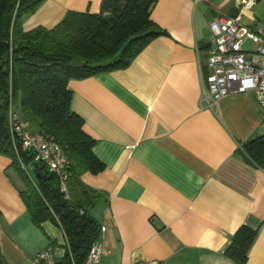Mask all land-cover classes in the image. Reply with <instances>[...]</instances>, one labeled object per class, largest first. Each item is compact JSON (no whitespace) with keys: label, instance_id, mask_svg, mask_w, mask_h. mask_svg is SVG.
<instances>
[{"label":"crops","instance_id":"crops-1","mask_svg":"<svg viewBox=\"0 0 264 264\" xmlns=\"http://www.w3.org/2000/svg\"><path fill=\"white\" fill-rule=\"evenodd\" d=\"M102 1L44 0L22 29H51L67 12L96 14ZM219 14L251 25L264 20V0H158L150 19L165 35L128 67L68 84L70 108L104 165L81 178L101 195L90 214L105 228L102 264H235L224 251L242 225L258 229L246 264H264V170L238 150L264 135V113L250 94L200 102L208 26ZM11 163L0 155V257L32 264L50 245L62 259V231L32 223Z\"/></svg>","mask_w":264,"mask_h":264},{"label":"trees","instance_id":"trees-1","mask_svg":"<svg viewBox=\"0 0 264 264\" xmlns=\"http://www.w3.org/2000/svg\"><path fill=\"white\" fill-rule=\"evenodd\" d=\"M43 1L0 0V155L12 161L10 167L19 182L14 185L32 223L41 228L50 222L62 231L65 253L57 264H85L92 243L100 237L101 225L90 209L101 195L81 178L103 172L104 165L93 154L95 141L83 131L82 119L70 108L68 84L128 67L151 40L165 32L150 19L158 0H103L96 14L67 12L51 29L24 31L23 18ZM73 61L81 66H71ZM14 114L27 131L44 135L63 150L66 195L58 177L12 138ZM238 150L264 170V135ZM257 232L240 226L224 256L235 264H246Z\"/></svg>","mask_w":264,"mask_h":264},{"label":"built area","instance_id":"built-area-1","mask_svg":"<svg viewBox=\"0 0 264 264\" xmlns=\"http://www.w3.org/2000/svg\"><path fill=\"white\" fill-rule=\"evenodd\" d=\"M251 6L254 0H240ZM210 40L206 55L207 74L202 81L201 104L208 107L217 104L230 94H250L264 113V20L251 25L242 22L240 16L219 14L209 22ZM10 134L23 150H30L35 162L46 166L59 179L60 190L67 194V159L61 147L42 134L27 131L17 116L10 117ZM100 237L92 243L85 264H102L103 247ZM32 264H57L52 246L36 253ZM135 264H161L144 261Z\"/></svg>","mask_w":264,"mask_h":264},{"label":"water","instance_id":"water-1","mask_svg":"<svg viewBox=\"0 0 264 264\" xmlns=\"http://www.w3.org/2000/svg\"><path fill=\"white\" fill-rule=\"evenodd\" d=\"M71 66H74V67H80L81 65L79 63H77L76 61H73L71 63ZM0 264H4V262L2 261L1 257H0Z\"/></svg>","mask_w":264,"mask_h":264}]
</instances>
